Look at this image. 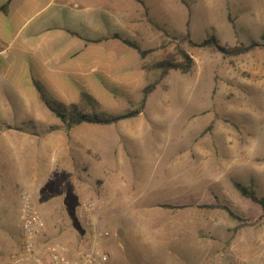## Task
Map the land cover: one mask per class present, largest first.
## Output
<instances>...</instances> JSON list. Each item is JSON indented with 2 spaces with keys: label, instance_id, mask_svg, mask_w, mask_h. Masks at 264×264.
<instances>
[{
  "label": "rangeland",
  "instance_id": "1",
  "mask_svg": "<svg viewBox=\"0 0 264 264\" xmlns=\"http://www.w3.org/2000/svg\"><path fill=\"white\" fill-rule=\"evenodd\" d=\"M142 1L144 9L127 12L130 19L99 37L106 51L127 57L128 68L89 73L87 82L57 74L55 87L41 84L51 98L79 102L87 113L137 109L134 116L67 130L42 102L20 103L9 94L0 101L36 114L0 117V262L19 247L18 212L28 195L46 222L47 241L75 245L97 227L111 264H169V254L189 264H236V254L263 264V220L235 230L226 210L156 203L189 192L201 200L212 189L235 209L242 197L233 182L264 194V0ZM113 34L149 52L141 58ZM210 37L225 47L260 45L237 55L190 43ZM178 46L194 60L189 72L143 68ZM28 66L25 74L34 79L35 66ZM153 81L140 108L141 90ZM81 90L96 104L83 103ZM83 203L91 205L92 222L83 217Z\"/></svg>",
  "mask_w": 264,
  "mask_h": 264
},
{
  "label": "crops",
  "instance_id": "2",
  "mask_svg": "<svg viewBox=\"0 0 264 264\" xmlns=\"http://www.w3.org/2000/svg\"><path fill=\"white\" fill-rule=\"evenodd\" d=\"M74 1L71 5V0H10L4 8L6 0H0V101H6L4 95L9 94L14 97L12 101L18 97L15 101L20 103L42 102L38 91L34 89L35 78L42 85L55 87L57 74L65 73L66 80L69 78L67 75L77 74L87 82L89 73H118L121 68H125L127 57L119 51H106L105 39L97 45H81L80 40H95L105 36L107 26H121L124 18L130 19L127 12L144 9V2ZM106 9L111 11L109 16L103 13ZM132 56L135 57L134 54ZM28 64L35 66L34 79L25 74L30 68ZM19 107H0V117L36 115H32L30 110L22 111ZM15 110L22 114L16 116ZM0 134L1 150L4 147V131L1 129ZM239 234L240 231L234 237L233 244H239ZM233 258L238 259L234 261L236 264H254L239 258L238 254ZM166 261L169 264H189V260L186 263L171 254L166 256ZM107 264H111L110 260Z\"/></svg>",
  "mask_w": 264,
  "mask_h": 264
},
{
  "label": "trees",
  "instance_id": "3",
  "mask_svg": "<svg viewBox=\"0 0 264 264\" xmlns=\"http://www.w3.org/2000/svg\"><path fill=\"white\" fill-rule=\"evenodd\" d=\"M10 0H6L4 3V8L7 6ZM114 38L121 39L126 45L137 50L140 57L143 58L149 50L141 49L140 46L129 39L119 36L118 34H113ZM264 38V35H262ZM88 40V38H86ZM102 38H97L95 40H88L91 42H98ZM190 43L200 46H215L218 48L219 52L223 54H241L252 49L254 46H259L256 41H252L248 45H234L230 47L222 46L218 43L214 37L205 39L201 43ZM194 66L193 58L181 47H177L175 52L167 54L164 58L156 60L149 65L143 66L146 70H159L162 74H165L168 70H180L181 73H187ZM157 82L153 81L150 84H147L142 88V99L140 100V108L143 107V104L146 101L148 94L154 89ZM37 91H39L40 98L42 103L49 109L50 112L55 114L60 121L64 124L67 130L71 129L73 126L78 125L82 122L100 124L103 123L113 124L121 119H126L131 116H134L137 112V109L126 110L117 113H87L80 107L79 102L75 103H65L63 100L58 98H51L49 93L42 91V85L37 83L34 84ZM80 99L83 100V103L91 104L97 102V100L85 90H81ZM234 188L240 193L242 201L233 209L227 202H222L218 195L215 194V191L209 189L206 196L201 200H198L194 192L184 193L180 195L167 196L157 200V205L159 207L168 208V209H181L191 206H196L201 209H223L237 222L235 230H238L242 227L254 226L256 223L264 219V194L258 195L253 189L252 185H243L237 182H233ZM263 264H264V255H263Z\"/></svg>",
  "mask_w": 264,
  "mask_h": 264
},
{
  "label": "built area",
  "instance_id": "4",
  "mask_svg": "<svg viewBox=\"0 0 264 264\" xmlns=\"http://www.w3.org/2000/svg\"><path fill=\"white\" fill-rule=\"evenodd\" d=\"M83 217H91V205L83 203ZM19 247L0 264H106L107 255L97 241V227L92 235L79 237L75 245L47 241L44 218L34 208L28 195H22L19 209Z\"/></svg>",
  "mask_w": 264,
  "mask_h": 264
},
{
  "label": "water",
  "instance_id": "5",
  "mask_svg": "<svg viewBox=\"0 0 264 264\" xmlns=\"http://www.w3.org/2000/svg\"><path fill=\"white\" fill-rule=\"evenodd\" d=\"M118 232H121V230H120V229H118Z\"/></svg>",
  "mask_w": 264,
  "mask_h": 264
}]
</instances>
